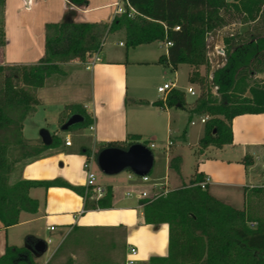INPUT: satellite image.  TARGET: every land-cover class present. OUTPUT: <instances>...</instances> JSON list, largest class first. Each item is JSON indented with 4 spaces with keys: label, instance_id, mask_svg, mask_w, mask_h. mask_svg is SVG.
Instances as JSON below:
<instances>
[{
    "label": "trees",
    "instance_id": "1",
    "mask_svg": "<svg viewBox=\"0 0 264 264\" xmlns=\"http://www.w3.org/2000/svg\"><path fill=\"white\" fill-rule=\"evenodd\" d=\"M127 1L135 15H119L109 25L77 22L76 12L69 10L61 23L46 25L45 55L37 64L0 66V221L5 228L17 225L21 212H38V201L29 196L31 189L68 188L85 199V210L112 206L111 187L105 190L98 205H90L86 188L74 187L60 179L9 182L18 163L41 159L47 152L64 146L57 136L52 137L50 146L42 142L32 146L23 138V124L40 104L38 90L51 77L65 76L61 65L75 61L83 64L89 57L98 55L107 33L122 34L127 49L170 42L173 45L159 58V63L173 71L181 65L192 68L189 80L202 93L190 112L208 116L199 151L232 144V122L236 117L264 113V89L250 84L254 76L264 73V0ZM69 3L85 7L88 0H69ZM3 6L4 0H0L2 9ZM241 22L248 24L242 32L224 37L226 64L213 73L212 84L218 88L219 98L203 89L205 80L200 75V69L209 68L210 64L207 40L214 31ZM5 44L2 14L0 47ZM184 102L185 94L174 89L164 103L155 105L184 107ZM73 114L84 118L76 125L78 129L92 127L93 120L83 106H70L69 117ZM141 139L131 135L125 146L108 143L101 145L98 153L105 148L128 149L140 144ZM142 145L151 149L147 144ZM243 162L246 167L252 165L250 157H245ZM170 167L179 171V160L173 159ZM150 175L151 172L147 177ZM203 180L202 175H195L189 186L156 199L141 200L147 225L169 226V255L152 259L150 264H264V188L246 190L245 208L238 210L198 186ZM37 257L30 244L7 246L0 264H38Z\"/></svg>",
    "mask_w": 264,
    "mask_h": 264
},
{
    "label": "crops",
    "instance_id": "2",
    "mask_svg": "<svg viewBox=\"0 0 264 264\" xmlns=\"http://www.w3.org/2000/svg\"><path fill=\"white\" fill-rule=\"evenodd\" d=\"M117 4L123 7L126 0H88L85 7L71 5L69 0H4L2 14L6 44L0 47V66L37 64L45 55L46 25L61 23L69 10L76 12L77 22L109 25L119 16L116 14ZM220 32L214 31L207 40L211 74L226 64L225 56L218 59L216 52L217 48L224 47V37ZM124 43L120 41L119 45L124 46ZM160 45L165 48L167 54L166 46L162 43ZM149 53L150 51L146 55ZM128 55L127 51L125 55L113 53L104 56L101 51L98 55L89 57L83 64L78 61L69 64L83 65V68L76 67L68 75L67 79L76 84L73 88L78 96L77 102L69 105L83 106L93 120L94 129L90 130L94 132V148L82 149V153L86 154V161L93 158L91 162H96V153L101 145L119 143L125 146L131 135L143 138L140 123L145 121V115L137 114L135 121H129ZM154 56L157 59L151 63L161 66L159 58L162 55L156 52ZM92 60L95 64L87 70L88 62ZM147 63L139 61L137 65ZM82 69L89 72V75L87 76ZM200 70L202 72L203 67ZM160 76L163 78V73L160 72ZM85 79L88 80V85ZM46 90L47 87L40 91L41 103L43 102L41 96ZM80 100L82 103H79ZM164 101V98L159 101L138 98L134 102L144 108L153 109L155 115H166L168 126L171 128V118L178 115L173 109L184 107L181 104L173 108L155 105ZM203 117L208 118L205 115H202ZM192 122L194 121L191 118L190 124ZM232 131V144L221 149L211 146L202 152H195L199 159L195 175L200 174L204 179H210L206 190L213 197L235 209L243 210L246 190L259 187L264 180V113L236 117L232 122ZM51 136L57 135L55 133ZM66 140L63 141L62 148H71L72 145L66 146ZM37 141L40 140L32 142ZM152 144L154 143H150V148ZM171 145L172 143L169 144ZM54 151L47 152L41 159L25 163L18 181L60 179L74 187L86 188L87 174L85 177L80 172V176H77L71 167L68 171H60L54 165V158L51 156ZM245 157L251 158L252 165L246 167L243 162ZM173 159L179 160L180 171L182 157L177 156ZM86 161H81L80 158L77 160V167L84 168ZM72 162L68 160L62 167ZM129 180L131 185L124 190L112 184L97 183L103 188L104 194L102 197L90 194L88 204L98 205L105 196V190L111 187L113 194L110 208L85 210V199L68 188L31 189L29 196L38 201V212L35 214L21 212L19 223L9 228H5L0 221V257L4 255L7 246L22 247L28 244L33 246L38 240H42L46 243L47 249L44 254L37 257L38 264H127L129 259H135V264H150L152 259L167 258L169 226L147 225L141 206L143 199L138 196L140 191L152 195L155 188L147 186L150 181L143 183L139 178ZM165 189V193L170 191L167 190V185ZM130 191L135 193L128 196L127 193ZM131 248L138 250L136 256L131 255Z\"/></svg>",
    "mask_w": 264,
    "mask_h": 264
},
{
    "label": "rangeland",
    "instance_id": "3",
    "mask_svg": "<svg viewBox=\"0 0 264 264\" xmlns=\"http://www.w3.org/2000/svg\"><path fill=\"white\" fill-rule=\"evenodd\" d=\"M2 19V7H0V21ZM245 24L234 23L225 28L217 31H221L220 35L230 36L231 34H237L244 30ZM120 41L125 39L122 34L107 33L102 39V55L109 56L113 53L119 55L128 51L129 67V97H128V114L129 121H135V115L143 113L146 117L145 121H141V131L143 138L139 142L140 144H147L153 142L156 148H153L154 166L150 175V182L147 186H154L156 193L165 192V185L167 190L174 191L185 186H189L193 176L195 175L196 165L198 162V156L195 152L199 151L200 139L203 138L205 125L201 123V115H192L190 110L192 109L196 99L202 93V89L195 84H191L189 77L192 72V68L188 65H181L178 70L173 71L168 67L161 64L158 66L151 63L157 58L153 57L154 53L158 52L160 55L165 54V48L160 43H153L151 45H143L136 48L127 49L125 46L119 45ZM150 51L149 55H146ZM218 59H223V56L217 55ZM93 61V60H92ZM139 61L149 62L143 65H137ZM72 63V62H71ZM70 63L61 65L62 70L65 73L63 75H55L48 79L45 87L48 88L46 92L41 96L43 102L36 106L34 113L30 114L24 122L23 138L26 142L35 146L36 143H41L40 131L42 129L48 130L52 135L56 133L57 137L65 141L69 138L72 147L62 148L55 150L51 153L54 158L55 166L60 171H68L71 167L73 172L77 176L84 174L86 177L87 171L82 167H77V160L86 161V154L82 153V149L94 148V132L90 128L78 129L75 126L71 127L68 131H61V127L66 123L70 111L69 104L77 102L78 96L73 87H76L75 83H72L68 78V75L76 68H83V65H69ZM210 68V67H209ZM209 68L203 67V71L200 70V75L205 80L204 90H210L214 95L220 98L217 94V90L211 82L213 74L210 73ZM89 75V72H85ZM160 72L163 73V78L160 76ZM139 73V74H138ZM141 77L140 79L138 78ZM67 79V80H66ZM86 83L88 85V80ZM171 81L174 83L177 90L185 94L184 108H174L176 115L171 118V128L168 126L166 115H155L153 109L144 108L134 102L136 99H147L152 101L162 100L163 97L157 91L159 85H163L165 82ZM250 84H256L259 88L264 89V73L257 74L250 80ZM44 87V88H45ZM70 87V88H69ZM193 88L197 92V96H191L187 90ZM40 90L37 92L39 99ZM250 96V94H248ZM138 97V98H137ZM82 103V100L79 103ZM178 110V111H177ZM59 113H61L59 115ZM180 116V117H179ZM137 118V117H136ZM195 122V125L190 124V120ZM135 119V120H134ZM64 122V123H63ZM37 142H32L35 140ZM172 143L171 146L169 144ZM177 156L182 157L181 169L176 171L170 168V162ZM71 160V164L62 165ZM25 163H18L15 166V170L10 176V184H14L18 181L19 173L22 166ZM92 171L95 172L97 183L99 185L112 184L120 190L131 185L128 176L130 171L125 170L118 175L108 176L100 171L96 162L92 163ZM136 196V194L134 195Z\"/></svg>",
    "mask_w": 264,
    "mask_h": 264
},
{
    "label": "water",
    "instance_id": "4",
    "mask_svg": "<svg viewBox=\"0 0 264 264\" xmlns=\"http://www.w3.org/2000/svg\"><path fill=\"white\" fill-rule=\"evenodd\" d=\"M83 121L82 115L73 114L61 127V131H68ZM40 138L45 146H50L53 142L50 132L46 129L40 131ZM96 164L100 171L108 176L128 170L139 177H145L152 171L154 155L151 149L142 144H134L128 149L105 148L98 153ZM32 249L36 256H40L45 253L47 245L44 241L38 240L33 244Z\"/></svg>",
    "mask_w": 264,
    "mask_h": 264
},
{
    "label": "built area",
    "instance_id": "5",
    "mask_svg": "<svg viewBox=\"0 0 264 264\" xmlns=\"http://www.w3.org/2000/svg\"><path fill=\"white\" fill-rule=\"evenodd\" d=\"M117 6V10H116V14L117 15H123V14H128L129 17H132L135 15L136 11L129 6L128 1L126 0V4L123 7H120L118 4ZM176 30H179V27L176 28ZM123 45V44H121ZM166 46V48L168 49L169 47H171L173 44L168 42L164 44ZM216 52L218 55L220 56H225L224 53V47L223 48H217ZM95 64L94 60L88 62V65L86 67L87 70H89L91 68V66H93ZM211 82L213 80V78L211 77ZM175 89V85L174 83H172L171 81L165 82L163 85H161L160 87H158V93L160 95H162V97L164 99L167 98V96L170 94V92H172ZM215 89L217 90L218 88L215 87ZM188 94H190L191 96H197V92L193 89V88H189L187 90ZM207 117H203L201 119L202 123H205L207 121ZM192 125H195V122L191 123ZM90 129H94L93 127H91ZM66 146H71V142L70 140H66L65 142ZM154 144L151 145V148H154ZM92 159L93 158H89L85 164H84V168L87 171V183H86V189L89 192V194H96V196L98 197H102L104 194V190L101 186H99L96 182L97 178H96V174L95 172L92 171ZM135 178H139L143 183H148L150 181V178L145 176V177H137L135 174L130 173L129 175V179H135ZM210 182L209 178H205L201 183L198 184V186H200L203 190L207 189V186ZM261 188H264V180L262 182V184L259 186ZM135 193V191H130L127 193L128 196H131ZM168 193V192H166ZM164 193H153L152 195L148 194L146 191H140L138 193V196L140 199H146V198H150V199H156L158 197H160ZM142 207H144V204H141ZM131 255L136 256L138 254V250L136 248H131L130 250ZM127 264H135V259H129Z\"/></svg>",
    "mask_w": 264,
    "mask_h": 264
}]
</instances>
